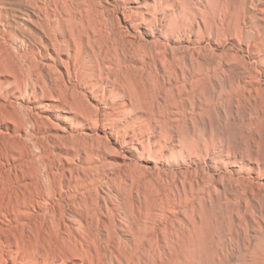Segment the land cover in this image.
<instances>
[{"label": "bare ground", "instance_id": "obj_1", "mask_svg": "<svg viewBox=\"0 0 264 264\" xmlns=\"http://www.w3.org/2000/svg\"><path fill=\"white\" fill-rule=\"evenodd\" d=\"M0 0V264H264V0Z\"/></svg>", "mask_w": 264, "mask_h": 264}, {"label": "rangeland", "instance_id": "obj_2", "mask_svg": "<svg viewBox=\"0 0 264 264\" xmlns=\"http://www.w3.org/2000/svg\"><path fill=\"white\" fill-rule=\"evenodd\" d=\"M3 5L2 7L5 9V13H11L14 18L17 20H25V16H23L19 11L16 5V0H1Z\"/></svg>", "mask_w": 264, "mask_h": 264}]
</instances>
